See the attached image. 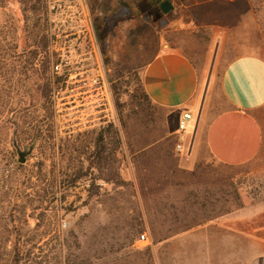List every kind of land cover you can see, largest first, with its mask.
Masks as SVG:
<instances>
[{"label":"rangeland","instance_id":"374dc122","mask_svg":"<svg viewBox=\"0 0 264 264\" xmlns=\"http://www.w3.org/2000/svg\"><path fill=\"white\" fill-rule=\"evenodd\" d=\"M170 2L165 14L154 0H0V89L11 95L0 127V264H15V245L18 264H146L131 244L165 212L158 203L186 201L202 181L257 195L264 158L174 176V119L142 106L138 88L160 39L209 81L238 54L264 56V0ZM213 99L225 107L218 90Z\"/></svg>","mask_w":264,"mask_h":264},{"label":"crops","instance_id":"0c3cea01","mask_svg":"<svg viewBox=\"0 0 264 264\" xmlns=\"http://www.w3.org/2000/svg\"><path fill=\"white\" fill-rule=\"evenodd\" d=\"M161 1L154 0L156 5ZM105 26L101 22L99 31L106 32ZM141 69L149 100L174 119V151L180 117L187 112L194 116L185 148L192 146L175 151L174 176L200 177L197 168L204 162L237 167L264 158L259 116L264 108L263 55L238 54L209 81L182 47L160 39ZM215 90L225 104L221 110L215 109ZM258 182L255 196L219 181L191 184L186 201L158 203L156 209L165 212L149 223L152 232L145 233L146 240L135 238L132 248L148 264H264V180ZM156 223L160 232L153 228Z\"/></svg>","mask_w":264,"mask_h":264},{"label":"trees","instance_id":"16d2710c","mask_svg":"<svg viewBox=\"0 0 264 264\" xmlns=\"http://www.w3.org/2000/svg\"><path fill=\"white\" fill-rule=\"evenodd\" d=\"M29 54H30V56H29L28 61H29L30 64H32L34 62V59H36V57L39 55V51L31 50V51H29ZM138 89L140 91L139 103L142 105L143 102H146L148 105H153L151 103V101L149 100V97H148V95L146 94V92L144 90V87L142 85V80H140V87ZM10 99H11L10 91H7L5 89H0V127H1V124L4 123L3 120H4V114L6 112L5 109L7 108ZM6 140H7V138H6ZM7 145H8V143H7ZM7 145H5V147H7ZM15 147L17 148L16 145H15ZM15 246H16L15 249H16L17 252H16V259H15L14 263L18 264L19 263L18 256H19V253H20L19 252L20 247H19V245H15Z\"/></svg>","mask_w":264,"mask_h":264},{"label":"built area","instance_id":"2783aa9c","mask_svg":"<svg viewBox=\"0 0 264 264\" xmlns=\"http://www.w3.org/2000/svg\"><path fill=\"white\" fill-rule=\"evenodd\" d=\"M193 120H194V116L191 113L187 112V113H184L178 121V129L176 133L177 139H176V144H175V151L177 153H182L186 149L187 150L190 149L192 146V143L190 142L188 144V147L185 148V145L187 144V134L189 131V123ZM138 240L145 241L146 240L145 234H142Z\"/></svg>","mask_w":264,"mask_h":264},{"label":"water","instance_id":"95a60500","mask_svg":"<svg viewBox=\"0 0 264 264\" xmlns=\"http://www.w3.org/2000/svg\"><path fill=\"white\" fill-rule=\"evenodd\" d=\"M160 7L165 14L169 13L173 9V5L170 0H163V2L160 4ZM21 156H23V154H21ZM21 162H24L23 158H21Z\"/></svg>","mask_w":264,"mask_h":264},{"label":"flooded vegetation","instance_id":"af4514ba","mask_svg":"<svg viewBox=\"0 0 264 264\" xmlns=\"http://www.w3.org/2000/svg\"><path fill=\"white\" fill-rule=\"evenodd\" d=\"M163 2V0L159 3V7H160V4ZM160 9H161V7H160Z\"/></svg>","mask_w":264,"mask_h":264}]
</instances>
